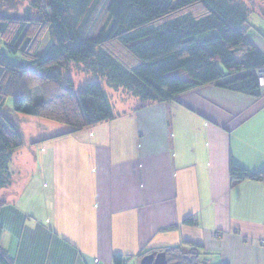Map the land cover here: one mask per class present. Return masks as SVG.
<instances>
[{
	"label": "crops",
	"instance_id": "0c3cea01",
	"mask_svg": "<svg viewBox=\"0 0 264 264\" xmlns=\"http://www.w3.org/2000/svg\"><path fill=\"white\" fill-rule=\"evenodd\" d=\"M250 38L264 53V36ZM116 100L119 115L92 128L27 130L0 190L15 264H141L183 242L203 245L206 264H264V181L230 177L231 161L264 169V95L208 85L144 109Z\"/></svg>",
	"mask_w": 264,
	"mask_h": 264
},
{
	"label": "trees",
	"instance_id": "16d2710c",
	"mask_svg": "<svg viewBox=\"0 0 264 264\" xmlns=\"http://www.w3.org/2000/svg\"><path fill=\"white\" fill-rule=\"evenodd\" d=\"M29 1L23 14L0 13V190L11 185V163L24 145L1 110L9 98L16 113L66 125L73 134L114 120L116 96L144 109L208 85L264 95L258 78L264 53L250 38L251 14L238 0ZM102 9L106 21L94 29ZM230 177L234 185L264 181V169L252 173L231 161ZM3 231L0 223V264H15L1 247ZM204 249L183 242L140 258L165 252L168 264H206ZM113 264L127 259L115 255Z\"/></svg>",
	"mask_w": 264,
	"mask_h": 264
},
{
	"label": "rangeland",
	"instance_id": "374dc122",
	"mask_svg": "<svg viewBox=\"0 0 264 264\" xmlns=\"http://www.w3.org/2000/svg\"><path fill=\"white\" fill-rule=\"evenodd\" d=\"M245 4V6L248 8L249 14H251L250 18V24L254 27V29H251V33L255 32L257 35L260 34L264 35V0H238ZM30 1L29 0H12L7 1L2 4V7L0 8V13H10V14H23L24 10L29 6ZM107 18V14L102 9V11L99 14V17L97 18L95 22V28L99 29L101 26L104 25ZM255 27L258 29L256 30ZM47 48V40H44L43 47L40 50V54H44L45 50ZM74 77H77L78 70H74ZM32 96L35 102H38L41 99V91L39 87L32 88ZM1 110L10 117V119L17 125L19 128L24 144L26 146V149H28L27 144L29 140V134L27 133V130L30 128H35L36 130H39L38 123L40 118L34 117V116H28L21 113H16L13 110V100L12 98H9L5 107L1 108ZM34 120V121H33ZM35 125V126H33ZM59 126H65L66 125L58 124ZM61 131V129H59ZM12 170V167H11ZM13 171V170H12ZM206 260V258H204Z\"/></svg>",
	"mask_w": 264,
	"mask_h": 264
},
{
	"label": "water",
	"instance_id": "95a60500",
	"mask_svg": "<svg viewBox=\"0 0 264 264\" xmlns=\"http://www.w3.org/2000/svg\"><path fill=\"white\" fill-rule=\"evenodd\" d=\"M141 264H168L166 253L161 252L157 255L149 254L146 255L142 260Z\"/></svg>",
	"mask_w": 264,
	"mask_h": 264
},
{
	"label": "built area",
	"instance_id": "2783aa9c",
	"mask_svg": "<svg viewBox=\"0 0 264 264\" xmlns=\"http://www.w3.org/2000/svg\"><path fill=\"white\" fill-rule=\"evenodd\" d=\"M258 78H259L260 87L264 92V67L259 70ZM220 236H221L220 233H214V237H220ZM95 264H101V262L99 260H95Z\"/></svg>",
	"mask_w": 264,
	"mask_h": 264
}]
</instances>
